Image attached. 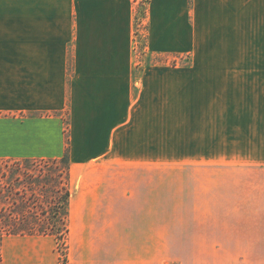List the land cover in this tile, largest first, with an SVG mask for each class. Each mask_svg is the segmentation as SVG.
Wrapping results in <instances>:
<instances>
[{
    "label": "crops",
    "instance_id": "0c3cea01",
    "mask_svg": "<svg viewBox=\"0 0 264 264\" xmlns=\"http://www.w3.org/2000/svg\"><path fill=\"white\" fill-rule=\"evenodd\" d=\"M136 16L133 0H0V159L69 154L74 239L83 217L90 234L114 217V237L151 218L153 159H176L159 169L177 170V264H264V0H150L140 67ZM75 241L69 264H101ZM56 244L6 237L1 264H59Z\"/></svg>",
    "mask_w": 264,
    "mask_h": 264
},
{
    "label": "rangeland",
    "instance_id": "374dc122",
    "mask_svg": "<svg viewBox=\"0 0 264 264\" xmlns=\"http://www.w3.org/2000/svg\"><path fill=\"white\" fill-rule=\"evenodd\" d=\"M141 4V0L136 2V17L140 21L136 24L133 36V41H135L134 55L138 60L139 67V64L147 62L145 60L147 57L145 56L148 54L146 43H144L147 31L143 23L145 16ZM162 62L169 65L170 68L183 64L182 59L179 60V63L177 62L176 56L170 58L157 57L153 61L154 64ZM175 164L176 159L173 158L168 160L153 159V179L150 187H148L149 194L146 207L147 215L150 214L151 218L115 217L116 221L119 218L122 223L120 237L117 236L118 233H115L116 237H114L112 224L114 217H95L93 223L98 222L99 229L93 234L86 231L89 221L87 217H83L82 221L85 228L82 227L77 232L75 239L81 240L83 238L85 244H88L85 249L91 247L88 249L87 256L92 257L93 260L101 264H112L114 259H118L121 264H177V223L179 220L176 217L177 170L174 167L165 170L159 169L161 165L175 166ZM20 165L27 168L29 176L36 174L37 167L31 163L18 164L13 161L0 160V178L5 174V178L1 179V182L9 181L8 172L15 170ZM22 177L24 178V176ZM135 209L136 206L134 207ZM69 220L71 232V218ZM150 224H152V230H150ZM124 225H127V227L124 228ZM75 239L69 233L67 251L63 246L56 244L59 264L70 263V248L72 245L75 248L77 244ZM40 241L42 248L52 250L51 239H41ZM89 241H92L91 244ZM114 243L117 250L120 249L117 254L113 253ZM65 259L67 260L66 262Z\"/></svg>",
    "mask_w": 264,
    "mask_h": 264
},
{
    "label": "trees",
    "instance_id": "16d2710c",
    "mask_svg": "<svg viewBox=\"0 0 264 264\" xmlns=\"http://www.w3.org/2000/svg\"><path fill=\"white\" fill-rule=\"evenodd\" d=\"M149 1L141 0L144 16ZM0 160L37 167L36 174L31 176L20 165L8 172L9 181L1 182L5 174L0 178V264L1 244L10 236L53 237L67 251L71 198L69 154L60 159Z\"/></svg>",
    "mask_w": 264,
    "mask_h": 264
}]
</instances>
